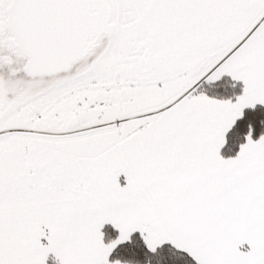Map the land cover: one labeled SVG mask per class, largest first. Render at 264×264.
<instances>
[{"label": "snow or ice", "instance_id": "6c2138e0", "mask_svg": "<svg viewBox=\"0 0 264 264\" xmlns=\"http://www.w3.org/2000/svg\"><path fill=\"white\" fill-rule=\"evenodd\" d=\"M0 264H264V0H0Z\"/></svg>", "mask_w": 264, "mask_h": 264}]
</instances>
